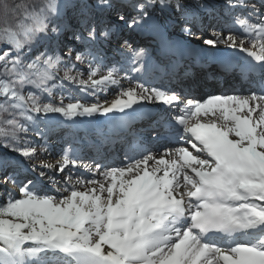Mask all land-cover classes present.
<instances>
[{"label":"snow or ice","instance_id":"6c2138e0","mask_svg":"<svg viewBox=\"0 0 264 264\" xmlns=\"http://www.w3.org/2000/svg\"><path fill=\"white\" fill-rule=\"evenodd\" d=\"M197 67L247 94L193 95ZM97 115L119 162L33 163ZM0 189V264H264V0H0Z\"/></svg>","mask_w":264,"mask_h":264},{"label":"bare ground","instance_id":"6f19581e","mask_svg":"<svg viewBox=\"0 0 264 264\" xmlns=\"http://www.w3.org/2000/svg\"><path fill=\"white\" fill-rule=\"evenodd\" d=\"M126 35H128V33H126ZM198 72H200L201 74L205 73L203 70H200ZM123 75H124L123 73H120L121 84L124 87H128L129 86L128 81L124 80L122 78ZM178 75H179V78H180L181 77L180 74H178ZM189 84L191 85V87L193 89V95H195L197 97L206 96L207 94H213V93L214 94H232V92H230L232 89H234V88H236L238 86L239 87L243 86L242 83H241L240 78H236V77L228 79V81L226 83L219 80V82L215 83V84H211V83L208 82L207 79H204L203 80V84L204 85H202V88L200 86H195V85H193L191 83H185L184 86L187 87ZM221 84H223V85H221ZM200 89H201V91H200ZM204 89L208 90V92L203 94L202 90H204ZM107 91H108L107 94L104 93V94H102L99 97L101 102H103V100L105 98H107L109 100L115 98V89H114V87L110 86ZM200 92H201V94H199ZM246 93H247V89H244L242 91V94H246ZM92 102H95V100H92ZM94 117H96V116H94ZM94 117H86L85 119L76 118L77 121H78L77 124H82L83 126L88 127V126L91 125L90 119H92ZM71 129H72V126L68 127V128H59V127L55 128L54 130H56V133L52 132L50 134V136H49V139H48V143L50 145L49 151L48 152H43L39 148L38 152L40 153V155L33 162L35 164L57 165V162L62 159V152L64 150H67V148L71 147L70 142L66 139L67 137H69L68 136L69 134H73ZM74 135L76 137H85V140L88 139V136H85V135H82V134L76 133ZM101 147H105V146L102 145ZM104 150H102V151H104ZM116 150H118V151H116L117 154H119V155L122 154V151L120 149L117 148ZM83 152L86 153V154L91 153L89 150H86V149H83ZM102 156L105 159L100 160V161H103L104 163H109V164H112L114 162V160H112L113 153L103 152ZM166 158H168V157H166ZM89 159L93 160L91 158H89ZM37 160H38V162H36ZM116 162H119V161H116ZM81 163H91V162L88 161V160L82 159ZM81 169H83V168H81V167L73 168L71 165H69L65 169L64 173H61V174L67 175L70 172L71 175H72V182L75 183V181L77 179H87L89 177V175H90L89 173L86 172V176H79L77 174V171H79ZM58 175H59V173H58ZM59 176L61 177V175H59ZM9 184H11V183H9ZM38 187L40 189H42L43 191H45V192H51V186L47 185V182L38 185ZM89 187H91V185H89ZM12 189H17V188L13 185Z\"/></svg>","mask_w":264,"mask_h":264},{"label":"rangeland","instance_id":"374dc122","mask_svg":"<svg viewBox=\"0 0 264 264\" xmlns=\"http://www.w3.org/2000/svg\"><path fill=\"white\" fill-rule=\"evenodd\" d=\"M63 74V72H61V75ZM79 93V92H78ZM108 93V91H106V93L105 94H107ZM77 94V93H76ZM54 96H55V98L57 99V101H59V99H60V96H59V94H57V93H54ZM92 100H95V98H93V97H89L88 98V102H92ZM103 100V99H102ZM65 103H67L68 101H67V99H65V101H64ZM83 102V101H82ZM77 118H82V119H85L86 117H77ZM39 149V148H38ZM36 162H38V160L36 161ZM34 163V162H33ZM63 177H64V175H63ZM59 185H57V187H58ZM50 188V187H49ZM10 189V188H9ZM52 190V189H51ZM4 198V193H3V191H2V189H0V202H3V199Z\"/></svg>","mask_w":264,"mask_h":264}]
</instances>
